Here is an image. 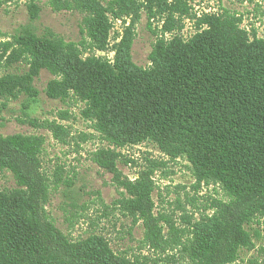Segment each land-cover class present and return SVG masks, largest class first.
<instances>
[{
  "label": "trees",
  "instance_id": "trees-1",
  "mask_svg": "<svg viewBox=\"0 0 264 264\" xmlns=\"http://www.w3.org/2000/svg\"><path fill=\"white\" fill-rule=\"evenodd\" d=\"M147 1L151 16L166 15L165 31H172L175 15L179 19L190 15L185 0ZM74 9L86 15L88 42L82 45L104 49L111 28L109 13L117 16V11L99 0H78ZM38 13L32 6L33 20ZM202 23L208 28L189 42L156 38L147 68L133 62L131 31L111 66L97 58L81 59L76 43L26 30L15 35L14 43L0 44V58L14 54L6 64L21 56L30 63L22 75L0 78V95L23 92L37 98L35 81L47 70L55 78L48 82L46 95L61 100L70 91L81 95L98 132L112 144L150 139L170 157L185 158L199 182L219 184L228 198L216 201L217 213L198 226L187 251L190 259L193 264H233L242 249L255 247L247 227L264 218V40L249 41L231 16L208 15ZM0 143L35 160L43 140L16 134L0 137ZM99 156L101 167L115 171L111 151L103 150ZM5 171L13 174L18 186L0 189V264H146L116 255L97 235L73 243L51 223L44 230L41 206L47 202L48 186L43 182L37 186L13 162L0 157V173ZM124 187L130 198L122 204L141 215L146 240L160 247L158 219L147 210L152 188L144 182ZM237 205L246 208L233 218L231 209ZM48 237L63 246V254L45 245Z\"/></svg>",
  "mask_w": 264,
  "mask_h": 264
},
{
  "label": "rangeland",
  "instance_id": "rangeland-1",
  "mask_svg": "<svg viewBox=\"0 0 264 264\" xmlns=\"http://www.w3.org/2000/svg\"><path fill=\"white\" fill-rule=\"evenodd\" d=\"M77 1L55 4L53 0H0V44L14 43L15 35L31 30L40 37L53 35L78 44L83 60L97 58L113 66L119 44L131 31L133 62L147 68L151 66L149 55L156 38L170 42L178 37L189 42L208 28L202 23L208 15L231 16L249 41L264 40V0H185L190 15L180 19L175 15L172 31L164 29L165 14L150 15L147 0H99L107 7L111 3L117 16L109 13L107 45L97 50L82 45L88 42L86 15L74 9ZM32 6L39 10L38 19H32ZM153 9L159 13L156 6ZM9 55L14 58L12 52L0 58V78L29 71L26 57L9 65L5 61ZM54 78L47 70L41 71L35 81L39 92L35 99L23 92L0 95V137L21 134L43 140L35 160L1 143L0 157L13 162L37 186L42 182L48 186L47 202L41 206L44 230L51 223L73 243L100 236L116 255L146 264H193L187 251L198 226L217 213L216 201H228L223 188L213 181L199 182L185 158L170 157L150 139L122 146L112 144L98 132L81 95L70 91L64 100L46 95L47 84ZM103 150L111 151L115 171L97 163ZM137 182L152 188V205L147 203V210L158 219L160 247L146 240L147 226L141 215L129 212L122 204L130 198L124 184ZM17 186L10 171L0 173L1 190ZM245 208L246 205H237L231 209L233 218ZM247 229L255 247L242 249L233 264H264V218ZM44 242L53 252L64 253L58 241L48 237Z\"/></svg>",
  "mask_w": 264,
  "mask_h": 264
}]
</instances>
